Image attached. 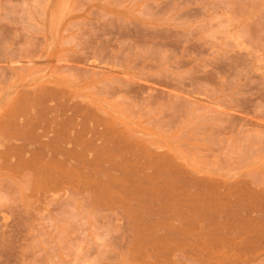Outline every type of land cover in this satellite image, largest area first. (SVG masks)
<instances>
[{
	"label": "rangeland",
	"instance_id": "obj_1",
	"mask_svg": "<svg viewBox=\"0 0 264 264\" xmlns=\"http://www.w3.org/2000/svg\"><path fill=\"white\" fill-rule=\"evenodd\" d=\"M0 264H264V0H0Z\"/></svg>",
	"mask_w": 264,
	"mask_h": 264
}]
</instances>
